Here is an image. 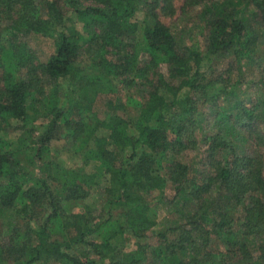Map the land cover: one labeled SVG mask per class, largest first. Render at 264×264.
<instances>
[{"label":"trees","instance_id":"trees-1","mask_svg":"<svg viewBox=\"0 0 264 264\" xmlns=\"http://www.w3.org/2000/svg\"><path fill=\"white\" fill-rule=\"evenodd\" d=\"M241 3L206 6L200 50L160 19L174 0H0V264H264V100L221 106L237 93L210 73L213 57L240 68L254 51L245 9L264 26V0ZM32 35L53 39L47 60ZM125 86L134 111L116 101ZM199 100L218 104L217 132ZM254 135L238 152L233 139ZM57 140L77 160L53 154ZM197 146L207 161L192 176L183 155ZM100 180L101 208L87 201ZM154 191L184 222L156 229Z\"/></svg>","mask_w":264,"mask_h":264},{"label":"rangeland","instance_id":"rangeland-1","mask_svg":"<svg viewBox=\"0 0 264 264\" xmlns=\"http://www.w3.org/2000/svg\"><path fill=\"white\" fill-rule=\"evenodd\" d=\"M222 1L224 0H201L200 2L199 0H196L193 5H191V3H188L187 0H174L176 6L175 14L172 16L163 15L160 17V19L170 27L179 41L200 48V50H205L204 43L206 37L205 34L207 19H205L204 13L206 6H208L210 3ZM246 3L247 0H242L240 8H244ZM252 11V7H246L245 9V17L248 19L249 26L253 31L251 35L253 36V38L256 37V43L253 44L254 47L252 48L254 49V51L251 53V55L243 58L240 68L235 64L234 57H232L231 55H227L225 57L215 56L213 57V61L211 62V75L215 78L219 77L221 80L225 79L226 83L229 86V90L233 88L237 93V96H233L231 98L222 97L219 101V104H221V106H224L231 110L235 109L236 107L239 108V105L237 106V104L235 103L236 100H243L246 106L249 107L254 106V100L256 99L264 100V26L261 25L257 17L254 19ZM147 23L149 25H152L153 20L149 17ZM28 42L30 46L36 51L41 61L47 60L48 57L55 51L54 41L51 38L41 35H32L28 38ZM232 83H236V86L230 88V84ZM126 88V86L125 88H121V91L116 97V101L120 100L122 103H125L131 111H134V108L132 106H129L127 103ZM146 92L147 86L142 83H138L132 86L129 95L134 97V99L142 100L146 95ZM198 102L200 103L201 109V116L199 118L204 120L203 124L205 126V132H217L219 129V126L217 124L219 122L215 118V112L218 108V104H215L213 102L203 103L200 102V100ZM100 107L103 106L100 104ZM258 125L259 129L263 132L264 127H262L260 123ZM247 130L245 128L243 132L245 133ZM201 134L202 132L197 135L200 139L203 137V135ZM200 139H198V143L201 142ZM233 140L236 143L238 152L251 153V150L253 149V141H257V136L254 135V139L248 142L236 140V138ZM63 143L64 142L62 140L54 141L52 153L58 154L60 158H62V156L64 158L66 157V162L70 160H77L76 158H73L69 153L67 154L62 152ZM206 149V146H197L196 149L189 150L183 155V159L192 167V176H198L196 168L200 166V162L207 161ZM106 185V181L100 180L99 183L93 187V195L89 197L87 201L91 204L97 205L98 207L100 206L101 208L106 199ZM174 194L175 193L173 188H169L166 191V195L169 198L173 197ZM149 202L152 206V211L157 216L158 225L156 229L158 231L174 227L177 224L184 222V220L182 219L184 217L178 203L167 202V200L162 198L160 191H154L153 193H151L149 195ZM194 205V202L188 203L185 207L186 212L192 210V208H194ZM67 206L68 212L80 210L79 205H77L75 201H71V203H69V205L67 204ZM48 264L58 263L52 262Z\"/></svg>","mask_w":264,"mask_h":264}]
</instances>
